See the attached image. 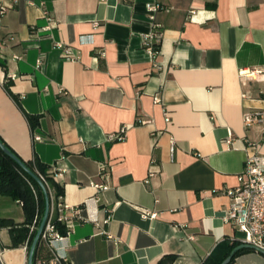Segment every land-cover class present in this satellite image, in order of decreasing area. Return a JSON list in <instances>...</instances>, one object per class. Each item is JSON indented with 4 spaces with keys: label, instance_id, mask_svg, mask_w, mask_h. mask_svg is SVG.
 I'll return each instance as SVG.
<instances>
[{
    "label": "crops",
    "instance_id": "obj_1",
    "mask_svg": "<svg viewBox=\"0 0 264 264\" xmlns=\"http://www.w3.org/2000/svg\"><path fill=\"white\" fill-rule=\"evenodd\" d=\"M1 3L9 7L0 40L14 39L0 47V136L44 164L64 202L79 208L58 244L68 264H199L212 254L215 264L243 242L223 212L246 158L264 153V122L244 124L246 111L264 105V73L247 75L264 67V0ZM153 3L162 8L152 20ZM153 22L155 56L145 45ZM59 44L78 58L64 57ZM10 73L20 78L7 84ZM123 126L126 138L111 140ZM0 219H26L1 192ZM12 244L3 223L4 264H26L23 244ZM230 264H264V253L248 249Z\"/></svg>",
    "mask_w": 264,
    "mask_h": 264
},
{
    "label": "built area",
    "instance_id": "obj_2",
    "mask_svg": "<svg viewBox=\"0 0 264 264\" xmlns=\"http://www.w3.org/2000/svg\"><path fill=\"white\" fill-rule=\"evenodd\" d=\"M131 1V0H127ZM9 5L7 3L0 4V21L2 16L7 11ZM162 8L158 3L148 4L147 11L150 18H155V12ZM194 13V12H192ZM49 20V25L46 28H50L54 24V18L45 12ZM161 38V32L159 24L153 22L152 30L145 34V45L152 55H156L159 52V41ZM14 39L13 35H9L6 38L0 40V47L3 49ZM63 47V55L67 59H77L78 54L75 53L71 46ZM14 58H18V55H14ZM43 55L38 58V66L43 64ZM264 73V67H256L251 69L247 75L255 76ZM20 78L15 73H10L6 82L14 81ZM156 101L160 102V98H156ZM166 120H171L168 110H165ZM145 120L138 119L139 123H143ZM264 122V105L255 110L246 111L244 114V124L246 127H250L256 123ZM127 127L123 126L118 132L111 133L109 138L111 140H124L126 138ZM230 138V137H229ZM34 139L44 140L42 135H35ZM230 140V139H228ZM172 143H174L172 141ZM112 166L109 163H104L100 168V177L107 180L111 175ZM151 173V172H150ZM43 181L45 178L42 174H39ZM239 184L237 187L227 190V194L231 198L230 204L223 212L224 221L232 224L236 230L244 233V243H248L257 248V251H264V153L256 150L249 155L244 163V166L238 176ZM97 189H106V184H95ZM21 205L22 202L18 201ZM56 210L58 213V220L61 221L66 228V232L62 233L55 226L52 221V213L48 218V221L41 233L38 246L43 247L49 254V257H36L34 264H68V258L65 254L61 253L58 248V244L64 241L75 226L76 217L79 212V208H72L69 204L64 202L63 195L57 197L53 204L52 211ZM70 211L72 213H70ZM154 214H151V217ZM144 216H148L147 213ZM109 218L105 220L108 222ZM99 225V224H98ZM35 225L32 226V230ZM110 238L114 236L104 231ZM23 249L29 254V241L23 244ZM1 256V251H0ZM28 263V262H27ZM199 264H206L205 261Z\"/></svg>",
    "mask_w": 264,
    "mask_h": 264
},
{
    "label": "trees",
    "instance_id": "obj_3",
    "mask_svg": "<svg viewBox=\"0 0 264 264\" xmlns=\"http://www.w3.org/2000/svg\"><path fill=\"white\" fill-rule=\"evenodd\" d=\"M10 82H7L9 84ZM8 91L11 93L9 86L7 87ZM2 139V137L0 136ZM2 141L17 155L19 156L3 139ZM20 157V156H19ZM33 171L38 175L42 174L45 178V184L48 189L50 197V215L52 213V221L58 230L62 233L66 232L65 225L58 220V213L56 210L52 211L54 201L57 197L64 193V188L60 186L55 179L53 174L49 172L48 168L39 162L35 161H26L20 157ZM0 192L2 195L9 196L14 200L20 201L23 203V209L26 214V219L23 222H15L14 220L0 219V225L9 224L10 232L12 233L13 244L12 247H19L24 244L26 241H29V249L33 243L35 235L38 231L39 225L42 221L43 215L45 213L46 199L45 193L39 184V182L28 172H26L13 158L8 156L0 147ZM35 225V228L32 230V226ZM238 244L233 243L229 250L226 252L224 258L216 262L215 264H221V262L230 254V252ZM248 250L242 249L237 252V254ZM236 254V255H237ZM49 257V254L46 250L37 246L36 252L34 255V263L36 257ZM211 258L213 254L205 261L206 264H211ZM234 259V257H233ZM232 259V260H233ZM231 260V262H232ZM230 262V263H231ZM229 263V264H230Z\"/></svg>",
    "mask_w": 264,
    "mask_h": 264
},
{
    "label": "water",
    "instance_id": "obj_4",
    "mask_svg": "<svg viewBox=\"0 0 264 264\" xmlns=\"http://www.w3.org/2000/svg\"><path fill=\"white\" fill-rule=\"evenodd\" d=\"M0 147L1 149L11 158H13L26 172H28L30 175H32L41 185L44 193H45V199H46V207H45V213L43 215L42 221L39 225L38 231L35 235V238L33 240V243L30 247L29 250V254H28V263L27 264H34V255L36 252V248L38 246V242L41 236V233L48 221V218L50 216V210H51V205H50V197H49V193H48V189L47 186L45 184V182L42 180V178L35 172L33 171L19 156H17L0 138ZM254 249L257 250V248H255L253 245H250L248 243H244L242 242L241 244H239L238 246H236L231 253L229 254V256L221 263V264H229L231 262V260L233 259V257L237 254L238 251L242 250V249ZM260 252H263L262 250H260ZM0 264H4L1 256H0Z\"/></svg>",
    "mask_w": 264,
    "mask_h": 264
},
{
    "label": "rangeland",
    "instance_id": "obj_5",
    "mask_svg": "<svg viewBox=\"0 0 264 264\" xmlns=\"http://www.w3.org/2000/svg\"><path fill=\"white\" fill-rule=\"evenodd\" d=\"M26 264H27V262H26Z\"/></svg>",
    "mask_w": 264,
    "mask_h": 264
}]
</instances>
